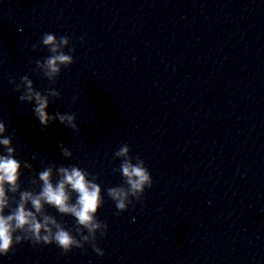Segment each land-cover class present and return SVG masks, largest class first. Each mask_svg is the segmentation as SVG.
<instances>
[{
	"label": "clouds",
	"instance_id": "9594fccd",
	"mask_svg": "<svg viewBox=\"0 0 264 264\" xmlns=\"http://www.w3.org/2000/svg\"><path fill=\"white\" fill-rule=\"evenodd\" d=\"M41 43L50 55L36 60V67L44 78L55 84L62 68H68L75 62L72 55L75 48L69 47L70 37H57L53 33H44ZM35 50L36 46L33 45ZM9 83L15 86L16 92L21 93L18 97L20 102L34 105L32 112L42 130L59 121L66 128L79 131L75 113L62 114L57 111L50 115L47 112L53 99L61 96L55 88H48L42 93L27 75L20 77L19 83L14 79H10ZM5 131L6 125L0 121V256L12 253L15 245L30 242L33 247L55 244L62 250V255H67L74 248L85 249V245H89L98 256L103 257L105 253L98 244L97 233L100 238L106 236L108 225L97 218L98 210L104 204L102 188L97 183L98 175L76 165L57 166L50 163L30 178L34 188L22 189L21 169L32 170L33 165L28 160L21 162L16 158V148L12 143L16 132L5 136ZM59 149L63 158L72 157L73 153L63 143ZM117 158L121 163L114 171L121 174L123 183L106 191L117 209L115 214L120 215L127 211L129 205L135 206L133 201L143 203L145 191L153 186V179L145 161L139 155L134 157L130 154L128 144H122L114 153L113 159ZM49 207L56 209L60 216L73 217V226L68 228L63 221L49 214Z\"/></svg>",
	"mask_w": 264,
	"mask_h": 264
}]
</instances>
